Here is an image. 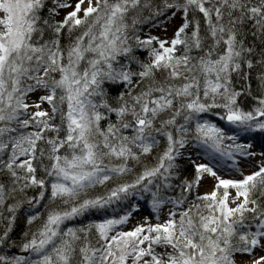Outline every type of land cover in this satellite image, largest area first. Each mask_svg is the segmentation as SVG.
I'll use <instances>...</instances> for the list:
<instances>
[{"label": "snow or ice", "instance_id": "6c2138e0", "mask_svg": "<svg viewBox=\"0 0 264 264\" xmlns=\"http://www.w3.org/2000/svg\"><path fill=\"white\" fill-rule=\"evenodd\" d=\"M0 264H264V0H0Z\"/></svg>", "mask_w": 264, "mask_h": 264}, {"label": "rangeland", "instance_id": "374dc122", "mask_svg": "<svg viewBox=\"0 0 264 264\" xmlns=\"http://www.w3.org/2000/svg\"><path fill=\"white\" fill-rule=\"evenodd\" d=\"M206 183H210V182H206Z\"/></svg>", "mask_w": 264, "mask_h": 264}]
</instances>
